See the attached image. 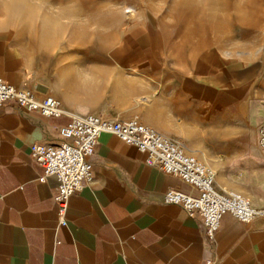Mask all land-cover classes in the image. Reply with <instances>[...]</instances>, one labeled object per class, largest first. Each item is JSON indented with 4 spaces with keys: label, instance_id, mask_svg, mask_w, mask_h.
<instances>
[{
    "label": "crops",
    "instance_id": "obj_1",
    "mask_svg": "<svg viewBox=\"0 0 264 264\" xmlns=\"http://www.w3.org/2000/svg\"><path fill=\"white\" fill-rule=\"evenodd\" d=\"M137 25L106 52L50 62L0 34V77L71 114L135 118L211 168L217 191L264 206V61L231 39L176 33L162 21ZM70 121L0 106V264H264V217L240 223L227 214L208 242L200 214L164 202L168 190L196 189L110 133L89 158L92 184L69 198L59 226L58 181H40L31 146L60 144Z\"/></svg>",
    "mask_w": 264,
    "mask_h": 264
},
{
    "label": "rangeland",
    "instance_id": "obj_2",
    "mask_svg": "<svg viewBox=\"0 0 264 264\" xmlns=\"http://www.w3.org/2000/svg\"><path fill=\"white\" fill-rule=\"evenodd\" d=\"M47 20L55 24L45 29ZM143 21L231 39L249 59L264 61V0H0V34L48 62L68 52H106Z\"/></svg>",
    "mask_w": 264,
    "mask_h": 264
},
{
    "label": "built area",
    "instance_id": "obj_3",
    "mask_svg": "<svg viewBox=\"0 0 264 264\" xmlns=\"http://www.w3.org/2000/svg\"><path fill=\"white\" fill-rule=\"evenodd\" d=\"M12 102L26 111L37 112L47 118L70 116V123L60 129L62 142L58 145L35 143L31 146L33 159L43 168L41 182L54 176L58 186L54 195L59 226L67 225L69 198L94 179L93 165L89 158L94 155L99 138L110 133L147 154L146 164L164 174L176 176L196 189L192 195L168 190L164 195L166 204L182 206L190 216L198 213L203 218L204 236L214 242L225 215H231L240 223H249L264 217V206L255 208L240 193H221L215 189V174L193 154L187 152L178 141L137 119H114L99 115H76L66 111L61 102L48 96L38 99L29 90L18 89L0 77V106ZM259 145L264 149V125L259 130ZM205 264H213L208 260Z\"/></svg>",
    "mask_w": 264,
    "mask_h": 264
}]
</instances>
